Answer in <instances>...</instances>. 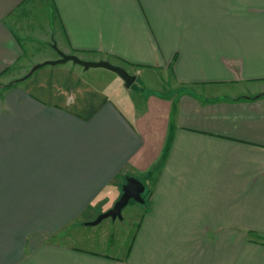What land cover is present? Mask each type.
I'll return each instance as SVG.
<instances>
[{
    "label": "crops",
    "instance_id": "obj_1",
    "mask_svg": "<svg viewBox=\"0 0 264 264\" xmlns=\"http://www.w3.org/2000/svg\"><path fill=\"white\" fill-rule=\"evenodd\" d=\"M2 84L0 264H264V0H0Z\"/></svg>",
    "mask_w": 264,
    "mask_h": 264
},
{
    "label": "water",
    "instance_id": "obj_2",
    "mask_svg": "<svg viewBox=\"0 0 264 264\" xmlns=\"http://www.w3.org/2000/svg\"><path fill=\"white\" fill-rule=\"evenodd\" d=\"M60 58L56 61H49L42 64H38L34 66L29 74L25 76L24 79L30 77L34 72L37 70L45 67V66H56L59 64H64L67 62H73L77 65L83 66L85 69L90 68H104L110 70L116 74H118L123 81L127 88H130L135 80L136 77L129 74L124 68L112 65L109 62L100 61V62H87L80 59L77 56L66 55L59 52ZM145 192V186L143 182L135 177H128L126 179V184L122 188V195L119 200L115 203L114 207L109 211L99 215L94 221L86 223L87 226H97L101 224L104 220L112 219V220H121L123 218L122 212L123 210L129 205V203L133 200L137 203L144 204L145 201L142 197L143 193Z\"/></svg>",
    "mask_w": 264,
    "mask_h": 264
},
{
    "label": "clouds",
    "instance_id": "obj_3",
    "mask_svg": "<svg viewBox=\"0 0 264 264\" xmlns=\"http://www.w3.org/2000/svg\"><path fill=\"white\" fill-rule=\"evenodd\" d=\"M112 192H113L112 200L110 201L109 205L106 206L105 210H107V207H110L111 206V203L114 202L115 198L119 195L118 190H116L114 188L112 189Z\"/></svg>",
    "mask_w": 264,
    "mask_h": 264
},
{
    "label": "rangeland",
    "instance_id": "obj_4",
    "mask_svg": "<svg viewBox=\"0 0 264 264\" xmlns=\"http://www.w3.org/2000/svg\"><path fill=\"white\" fill-rule=\"evenodd\" d=\"M4 87H5L4 84L0 85V91H1ZM100 227H102V224L99 225V226H97V228H100ZM89 228H96V227H89Z\"/></svg>",
    "mask_w": 264,
    "mask_h": 264
}]
</instances>
